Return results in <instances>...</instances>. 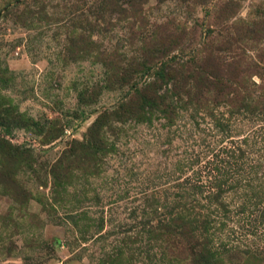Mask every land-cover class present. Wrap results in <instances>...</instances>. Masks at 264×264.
<instances>
[{
  "label": "rangeland",
  "instance_id": "1",
  "mask_svg": "<svg viewBox=\"0 0 264 264\" xmlns=\"http://www.w3.org/2000/svg\"><path fill=\"white\" fill-rule=\"evenodd\" d=\"M178 215L264 264V0H0V264H195Z\"/></svg>",
  "mask_w": 264,
  "mask_h": 264
},
{
  "label": "trees",
  "instance_id": "2",
  "mask_svg": "<svg viewBox=\"0 0 264 264\" xmlns=\"http://www.w3.org/2000/svg\"><path fill=\"white\" fill-rule=\"evenodd\" d=\"M143 46L147 48L148 42L144 41ZM151 53H154L151 55ZM159 53L158 49L153 50H143V59L139 60L140 62H132L136 63V65L139 68H147L150 65H156L157 63L155 62L156 59L159 60L160 58H157V54ZM222 67L218 65V67H213V70L207 71V73L204 72V78L199 79V77L196 78V88H207L210 90H220L222 88L224 89H230L232 88L231 86L233 84H237L240 88L244 89L245 91H248L249 88L247 86H244L241 81L237 80L234 78L235 76L240 75L242 70L238 67H236V63H231L228 64L226 67L225 65L221 64ZM231 72L233 74H231ZM134 73V70L132 71H127V75ZM207 74V75H206ZM177 80V79H176ZM177 89V88H176ZM97 127V123L93 125L92 128ZM215 198L217 197L220 198L221 195L217 194L214 195ZM224 209V208H223ZM226 212V211H225ZM184 218L182 216H176L170 221L166 222L165 220H162L159 222L156 230L158 229L160 231V234L163 236H169V235H180L182 237H185L182 232H179L178 230L184 229V227L187 225L190 226V231L188 232L189 236V241L192 243V248L194 250L193 255H194V262L195 264H218V256L219 253L217 251H213V248L211 247V242L205 241V242H200V237L201 239L202 236L206 235H211V225L212 222L209 217H206L205 219L202 220V218H192V220L189 222L187 221L186 223L184 222ZM153 231H150V233ZM202 232L200 234V237H198L197 233Z\"/></svg>",
  "mask_w": 264,
  "mask_h": 264
}]
</instances>
